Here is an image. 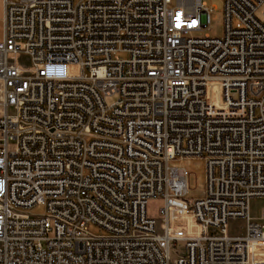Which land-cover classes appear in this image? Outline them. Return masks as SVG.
I'll return each instance as SVG.
<instances>
[{"label": "built area", "instance_id": "built-area-1", "mask_svg": "<svg viewBox=\"0 0 264 264\" xmlns=\"http://www.w3.org/2000/svg\"><path fill=\"white\" fill-rule=\"evenodd\" d=\"M0 1V264H264V0Z\"/></svg>", "mask_w": 264, "mask_h": 264}, {"label": "rangeland", "instance_id": "rangeland-1", "mask_svg": "<svg viewBox=\"0 0 264 264\" xmlns=\"http://www.w3.org/2000/svg\"><path fill=\"white\" fill-rule=\"evenodd\" d=\"M207 7L209 9L213 8V11L211 12L209 25L206 29H203L202 31L195 34V36L203 37L204 35L210 36V37H221L223 34V19H222V2L220 0H206L205 1ZM2 8V5L0 4V9ZM264 8H261L258 13L257 17L259 19L262 18V11ZM119 57L124 58L125 56L120 55ZM17 62L21 66V68L27 70L30 67V60L29 57L25 54H20L17 57ZM116 100V97H109L106 98V103L108 105L114 103ZM170 168H178V169H184L187 170L190 175L188 179V186L189 191L187 194L188 198L192 199H198L202 198L205 195V165L204 162L201 160H177L172 161L169 163ZM163 207V202L160 198L151 200L148 202L147 205V215L149 218L156 220L157 227H159L161 223V209ZM264 208V200L260 199H253L250 201V216L255 219L259 220V216L261 213V210ZM44 208L42 206L34 207L30 210V213L32 215H43ZM89 231L93 234H103L98 227L94 225L89 226ZM229 229L230 233L234 235H240L243 234L244 231V222L242 220H236L231 221L229 223ZM177 251L178 253H183V244L177 243L175 247H173L172 252ZM172 257L174 255L172 254Z\"/></svg>", "mask_w": 264, "mask_h": 264}, {"label": "crops", "instance_id": "crops-1", "mask_svg": "<svg viewBox=\"0 0 264 264\" xmlns=\"http://www.w3.org/2000/svg\"><path fill=\"white\" fill-rule=\"evenodd\" d=\"M2 5V2L0 1ZM3 7L0 9V41L3 39Z\"/></svg>", "mask_w": 264, "mask_h": 264}]
</instances>
